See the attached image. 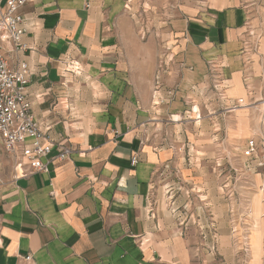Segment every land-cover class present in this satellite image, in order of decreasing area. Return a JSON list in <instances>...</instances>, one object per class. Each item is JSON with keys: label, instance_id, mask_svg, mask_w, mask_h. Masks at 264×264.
<instances>
[{"label": "crops", "instance_id": "obj_1", "mask_svg": "<svg viewBox=\"0 0 264 264\" xmlns=\"http://www.w3.org/2000/svg\"><path fill=\"white\" fill-rule=\"evenodd\" d=\"M126 2L29 0L21 8L25 48L5 44L4 54L10 67L27 64L33 117L71 151L49 172L14 178L0 148V264H264V216L252 242V224L239 223L246 234L232 244L246 247V258L233 249L207 262L206 251L196 257L193 248L209 241L192 238L187 217L184 227L176 221L191 214L188 191L182 202L155 205L154 175L176 162V149L173 135L154 134L160 122L151 95L153 86L155 97L170 100L160 113L179 120L210 87L215 59L229 111L264 107V0H158L168 6L153 31L159 47L143 45L136 63L124 58ZM247 30L258 37L248 60ZM145 53L165 58L145 63ZM175 203L184 207L176 212Z\"/></svg>", "mask_w": 264, "mask_h": 264}, {"label": "rangeland", "instance_id": "obj_2", "mask_svg": "<svg viewBox=\"0 0 264 264\" xmlns=\"http://www.w3.org/2000/svg\"><path fill=\"white\" fill-rule=\"evenodd\" d=\"M157 1L130 0L124 5V13L128 16L124 19V51L129 53L124 54V58L128 62H140L138 52H141L143 45L147 48L159 47L158 40L155 39L154 42L153 36L156 35L153 31L157 26L158 15H163L168 6H159ZM144 58L145 63L155 62L159 65L165 57L161 53L156 56L145 53ZM217 93L211 80L203 98L195 100L189 108L178 113L176 118L179 120H173L175 114L162 115L159 110L160 106L169 104L170 100L164 101L158 95L155 97L153 86L151 88L152 104L157 107L152 109L153 115L159 118L158 122L161 123L160 118L163 120L154 134L166 139L173 135L172 142L176 149V162L168 167L163 166L154 175L152 190L155 193L158 191L159 197L155 195L153 202L155 205L172 206V201L178 196V202H182L186 190L188 191L187 202L189 199L191 214L185 216L183 211L176 221L178 224L183 221L181 226L184 227V219L187 217L192 238H206L209 241L208 247L196 246L195 243L193 248L196 257H201V252L205 250L210 257L207 262L219 261L223 254H233V249L246 258V247L233 248L232 244L233 238L244 237L246 234V231L240 232L238 229L239 223L245 226V230L249 223L252 224V229L247 233L252 242L260 234L257 225L264 216V210L261 209L262 201L264 202L261 176L245 168L247 159L243 154L247 138L257 130L261 108L264 107L260 106L252 113L248 110L240 116L235 115L227 109V99H219ZM167 95L168 98L171 97L170 94ZM194 106L198 108L197 112L192 111ZM181 122H184L183 129L180 128ZM246 127L250 130L248 134H245ZM195 177H200L201 181L195 183ZM186 179L195 184L190 186V183H185ZM175 204L176 212L184 207ZM251 218L252 222L248 221Z\"/></svg>", "mask_w": 264, "mask_h": 264}, {"label": "built area", "instance_id": "obj_3", "mask_svg": "<svg viewBox=\"0 0 264 264\" xmlns=\"http://www.w3.org/2000/svg\"><path fill=\"white\" fill-rule=\"evenodd\" d=\"M27 1L29 0H4L3 4H0V148L12 162L14 178L26 177L35 171L49 172L50 163L66 159L71 151L65 139L53 140L49 134L50 127H42L33 117L27 93L29 81L27 64L18 61L15 67H10L4 54L5 44H9L13 50L25 48L21 42L24 34L22 27L24 16L21 8ZM245 33L250 39L243 41L241 51L248 60L249 54L255 51L258 37L250 30ZM209 64L213 87L218 92V98L223 100L226 98L225 83L218 76L215 59H210ZM53 149L56 153L51 155ZM243 154L247 159L245 168L252 173L260 174L261 187L264 191L263 113L256 132L246 140ZM137 160V155H133L131 164L134 165ZM24 260L29 261L30 256L26 255Z\"/></svg>", "mask_w": 264, "mask_h": 264}, {"label": "bare ground", "instance_id": "obj_4", "mask_svg": "<svg viewBox=\"0 0 264 264\" xmlns=\"http://www.w3.org/2000/svg\"><path fill=\"white\" fill-rule=\"evenodd\" d=\"M263 105H264V102H263ZM264 110V109H263Z\"/></svg>", "mask_w": 264, "mask_h": 264}]
</instances>
